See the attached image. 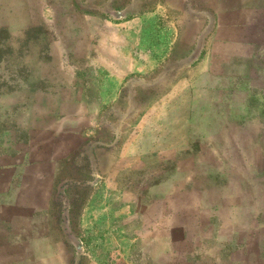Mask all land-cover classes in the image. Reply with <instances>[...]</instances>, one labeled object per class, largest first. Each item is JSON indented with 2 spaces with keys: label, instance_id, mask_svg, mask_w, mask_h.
<instances>
[{
  "label": "crops",
  "instance_id": "crops-1",
  "mask_svg": "<svg viewBox=\"0 0 264 264\" xmlns=\"http://www.w3.org/2000/svg\"><path fill=\"white\" fill-rule=\"evenodd\" d=\"M146 2L0 0V55L19 56L8 64L0 57L8 86L0 90V204L25 208L37 198L44 214L48 184L76 183L58 179L61 162L85 149L99 107L115 99L124 78L155 67L139 40L154 36L158 22L144 10L160 7L164 23L169 11L176 14L174 38L198 23L193 38L201 44L191 63L208 79L195 90L192 111L173 112L180 122L172 130L169 122V135L179 138L170 137L168 150L185 151L188 133L199 138L190 157L199 183L181 153L162 183L148 189L146 208L122 203L121 223L109 226L119 262L264 264V0ZM56 13L59 26L49 30L43 24ZM170 21L163 28L168 44ZM12 183L17 194L7 190Z\"/></svg>",
  "mask_w": 264,
  "mask_h": 264
},
{
  "label": "rangeland",
  "instance_id": "rangeland-1",
  "mask_svg": "<svg viewBox=\"0 0 264 264\" xmlns=\"http://www.w3.org/2000/svg\"><path fill=\"white\" fill-rule=\"evenodd\" d=\"M148 8L144 13L152 14L151 19L158 21L156 33L139 40V51H148L155 67L126 76L115 89V99L99 107L94 129L87 138L88 145L61 162L58 179L73 178L76 183L48 184L49 207L44 214H40L42 201L37 198L25 208L20 204L17 207L0 204V264H120L109 226L121 223L122 203H133L138 211L146 208L150 201L148 189L162 183L181 153L188 157L184 169L197 176L199 183L195 160L190 158L202 144L199 138L187 131V149L176 151L175 155L168 150L170 141L179 138L172 131L174 136L169 135V122L171 130L180 122L173 112L192 111L195 90H204V80L208 79L196 67L197 61L191 63L196 46L198 49L201 44V40L193 38L198 23L188 25L184 37L174 38L178 34L174 30L175 12L169 11L164 23L163 8L151 5ZM182 9L186 10L179 7ZM186 13L194 17L188 10ZM58 18L56 13L53 23L43 25L54 31L59 26ZM169 20L172 38L168 44L163 28ZM158 31L165 32L164 39ZM137 54L138 50L134 57L139 60ZM0 57L6 64L19 59L15 54ZM43 58L50 61L49 56ZM5 74L0 70L1 91L8 87L1 81ZM234 169L246 177L249 168ZM7 190L17 194L19 184H9ZM100 203H105L106 208L97 209Z\"/></svg>",
  "mask_w": 264,
  "mask_h": 264
}]
</instances>
